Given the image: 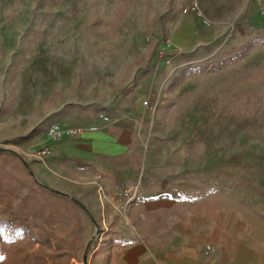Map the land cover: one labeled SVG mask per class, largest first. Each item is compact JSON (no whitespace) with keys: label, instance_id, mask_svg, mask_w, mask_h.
Listing matches in <instances>:
<instances>
[{"label":"rangeland","instance_id":"obj_1","mask_svg":"<svg viewBox=\"0 0 264 264\" xmlns=\"http://www.w3.org/2000/svg\"><path fill=\"white\" fill-rule=\"evenodd\" d=\"M192 2L201 17L183 13ZM118 111L136 124L131 184L62 176L63 161L51 171L52 124ZM0 150L53 201L77 199L83 248L71 264H123L125 244L154 230L131 204L143 191L167 192L182 216L246 212L264 200V0H0ZM31 188L16 192L13 212Z\"/></svg>","mask_w":264,"mask_h":264},{"label":"crops","instance_id":"obj_2","mask_svg":"<svg viewBox=\"0 0 264 264\" xmlns=\"http://www.w3.org/2000/svg\"><path fill=\"white\" fill-rule=\"evenodd\" d=\"M138 95L144 96L143 89L135 92V97ZM100 113H73L59 124L63 131L92 126L96 127L94 131L87 129L55 142L46 136L51 171L58 173L56 163L63 161L62 176L76 179L89 172L91 177L98 174L110 179L117 187L131 184L136 170L133 152L128 150L136 128L133 112L107 114L111 119L107 123L99 119ZM38 177L40 184L51 186L41 171ZM177 202L167 192L150 190L143 191L131 203H139L148 212L150 221L141 219V222L146 227L153 226L156 233L143 235L134 244H125V253L119 254L121 263L264 264V200L243 204L246 212L240 205L205 206L185 212L184 216L176 213Z\"/></svg>","mask_w":264,"mask_h":264},{"label":"trees","instance_id":"obj_3","mask_svg":"<svg viewBox=\"0 0 264 264\" xmlns=\"http://www.w3.org/2000/svg\"><path fill=\"white\" fill-rule=\"evenodd\" d=\"M234 56H224L221 63ZM19 159L12 151L0 150V264H71L83 248L76 227L75 206L79 203L66 195L53 201L49 190L32 181L29 166L19 165ZM29 184L30 194L13 212L11 199Z\"/></svg>","mask_w":264,"mask_h":264},{"label":"built area","instance_id":"obj_4","mask_svg":"<svg viewBox=\"0 0 264 264\" xmlns=\"http://www.w3.org/2000/svg\"><path fill=\"white\" fill-rule=\"evenodd\" d=\"M195 13L197 16L201 17V13L199 10V7L197 5L196 2H192L190 3V5L186 8L183 9V13ZM99 119L102 121V123H107V122H111V119L107 116V114L104 113H100L99 114ZM89 131H94L96 129V127L92 126L87 128ZM87 129H82V128H75V129H70V130H66L63 131L59 125L57 124H52L49 129H48V137L51 139V141L55 142V141H59L61 138H63L64 136L67 135H71V134H81L84 132V130ZM50 151L48 149H45L44 151H42L43 155L49 154ZM130 193V190L126 191L124 194L125 196H127Z\"/></svg>","mask_w":264,"mask_h":264}]
</instances>
